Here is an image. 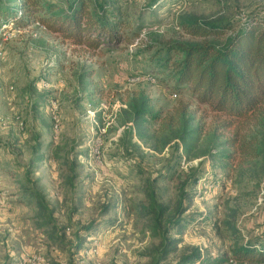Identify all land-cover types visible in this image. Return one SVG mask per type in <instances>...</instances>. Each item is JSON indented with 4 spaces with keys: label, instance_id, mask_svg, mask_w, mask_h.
<instances>
[{
    "label": "rangeland",
    "instance_id": "374dc122",
    "mask_svg": "<svg viewBox=\"0 0 264 264\" xmlns=\"http://www.w3.org/2000/svg\"><path fill=\"white\" fill-rule=\"evenodd\" d=\"M151 1L110 0L122 31L139 35L96 52L38 22L11 25L12 38L0 47V172L12 174H0V264H180L191 247L206 259L231 258L239 244L264 241V155L244 164L222 157L221 119L188 91L174 94L164 74H146L165 41H198L179 28L182 20L241 28L264 18V0H161L149 8ZM231 34L210 39L223 45ZM145 98L163 113L186 101L191 127L204 131L186 148L160 134L157 122L132 121L129 103ZM42 110L49 120L37 137L28 119L41 121ZM61 114L78 125L61 131ZM9 117L14 128L5 127ZM59 145L81 162L51 166ZM34 149L42 156L36 164ZM154 196L167 210L157 222L146 214ZM40 202L53 210L49 226ZM182 205L180 217L191 220L185 230L167 222Z\"/></svg>",
    "mask_w": 264,
    "mask_h": 264
},
{
    "label": "trees",
    "instance_id": "16d2710c",
    "mask_svg": "<svg viewBox=\"0 0 264 264\" xmlns=\"http://www.w3.org/2000/svg\"><path fill=\"white\" fill-rule=\"evenodd\" d=\"M11 1H0V20L15 25L38 22L65 40L91 51L132 43L134 36L139 35L136 31L131 35L122 31L126 23L110 7V0H20L15 4ZM151 2L149 8L160 5L161 0ZM178 26L198 41H165L160 48L162 55L154 57L156 63L146 74L155 79L158 73L164 74V79L172 82L174 94L188 91L198 105H207L211 113L221 119L217 129L225 137L224 145L228 149L222 157L239 164L258 160L264 155V18L254 17L241 28L231 23L197 18L182 20ZM229 31L232 34L223 45L210 39ZM148 101L145 98L141 104L129 103L132 107L129 112L135 110L137 116L132 121L141 118L157 122L160 134L180 139L186 148L193 136L204 131L200 125L191 127L194 118L186 101H180L166 113L153 112ZM192 181L196 182L197 178ZM152 201L146 214L154 216L157 222L167 210L155 196ZM39 205L44 213H48L44 223L49 226L53 210L44 203ZM185 212L182 205V209L169 216L167 222L177 220L175 224L185 230L191 222L180 217ZM165 232H168L167 228ZM258 245L242 243L232 250L231 258L214 259H206L200 248L191 247L181 255L179 263L225 264L230 260L243 264L264 263V241L260 247Z\"/></svg>",
    "mask_w": 264,
    "mask_h": 264
},
{
    "label": "crops",
    "instance_id": "0c3cea01",
    "mask_svg": "<svg viewBox=\"0 0 264 264\" xmlns=\"http://www.w3.org/2000/svg\"><path fill=\"white\" fill-rule=\"evenodd\" d=\"M19 26V25H18ZM57 34V33H56ZM59 35V34H58ZM61 37V36H60ZM61 39H62V37H61ZM64 39V38H63ZM65 40V39H64ZM41 41H42V39H41ZM68 40H66V42H67ZM84 49V48H83ZM85 50L86 49H84L83 50V52H85ZM91 51V50H90ZM98 51H100V50H98ZM92 52H96V51H92ZM39 54H41V56H43L45 53L44 52H42V51H40L39 52ZM57 64H59V63H57ZM57 66H59V65H56V67ZM63 68V66L61 65V67H60V70ZM54 71L55 72H57V71H59L57 68H54ZM47 72L48 71H44V76H46V74H47ZM50 101H51V99L49 100H44V102H49L50 103ZM42 105V106H41ZM40 106V109H43L44 107V105L43 104H41ZM43 114H44V112H43V110H42V112L38 115V116H42L41 117V121H40V118H38V119H31V118H29L28 120H31V122L32 121H34V122H32V125H36V127H34V129L32 128V127H29V130H31V132H34V133H36L35 135L37 136V137H39V136H41V137H43L44 136V132H45V124H47V122H48V117H45V116H43ZM26 116V115H25ZM38 116H36V117H38ZM65 116V115H64ZM62 114H61V117L63 118V124H62V126H61V128H62V130L61 131H63V132H66L69 128H73V127H76L77 125H78V119H76V118H73L72 117V121H66V117H64ZM28 116H26L25 118H27ZM14 121L12 120V119H10V117H9V119L7 120V124L5 125V127L6 126H14L13 123ZM6 123V122H5ZM14 128V127H13ZM30 132V131H29ZM30 132V133H31ZM4 133V132H3ZM6 133H9L8 132V130H6ZM32 135V134H31ZM25 137H26V135H25ZM43 139V138H42ZM35 151L32 153V159H31V161L33 162V164L35 163H38V162H40L41 160H42V156H40L39 158H37V156H38V154L36 153V149H34ZM85 149H83V151H81V152H85L84 151ZM51 152H53L52 153V159H51V161H50V164H51V166H54L53 164H52V162H56L57 164H60V166L61 167H65V168H67V167H70V168H73L77 163H79V162H81V160L79 161V159H77V157H76V155L78 154H73L72 155V150L71 149H66V150H64L63 148H62V146H60L59 145V147H54L53 148V151H51ZM76 157V158H75ZM46 161V160H45ZM83 162V161H82ZM2 172H0V174L1 173H7L8 175H12L11 173H9V172H7L8 170H4V169H2L1 170ZM27 175H29V174H27ZM1 176V175H0ZM27 178H29V177H27ZM64 181H65V179H64ZM65 184H66V182H65ZM15 194V196L14 197H18V194L17 193H14Z\"/></svg>",
    "mask_w": 264,
    "mask_h": 264
},
{
    "label": "built area",
    "instance_id": "2783aa9c",
    "mask_svg": "<svg viewBox=\"0 0 264 264\" xmlns=\"http://www.w3.org/2000/svg\"><path fill=\"white\" fill-rule=\"evenodd\" d=\"M19 13L21 14V12ZM11 25L15 26V24L12 22H2V24L0 25V47H2L3 44L8 42L12 38ZM148 78H150V80H156L154 77L151 76H148Z\"/></svg>",
    "mask_w": 264,
    "mask_h": 264
}]
</instances>
